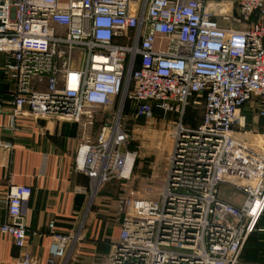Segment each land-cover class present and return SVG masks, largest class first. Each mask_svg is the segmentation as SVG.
<instances>
[{
    "label": "built area",
    "instance_id": "1",
    "mask_svg": "<svg viewBox=\"0 0 264 264\" xmlns=\"http://www.w3.org/2000/svg\"><path fill=\"white\" fill-rule=\"evenodd\" d=\"M0 62L14 117L26 108L85 128L94 108L117 109L74 155L91 195L128 181L140 159L126 119L172 125L164 165H147L142 194L124 202L107 264H238L264 213V134L242 113L264 119V0H0ZM198 98L191 126L183 118ZM10 146L0 134V155ZM222 184L242 193L240 206L219 198ZM30 194L6 191L0 233L19 250ZM47 231L48 264L80 240L79 228Z\"/></svg>",
    "mask_w": 264,
    "mask_h": 264
},
{
    "label": "crops",
    "instance_id": "2",
    "mask_svg": "<svg viewBox=\"0 0 264 264\" xmlns=\"http://www.w3.org/2000/svg\"><path fill=\"white\" fill-rule=\"evenodd\" d=\"M9 94L0 67V134L11 145L0 155V225L6 220L8 186L31 188L24 220L27 244L19 250L9 236L0 233V264H15L22 252L31 256L32 264H48L50 222L63 234L80 229V240L65 259H58L55 264H107L121 222L113 200L127 181L112 180L91 195L88 178L75 169L73 160L79 143L86 137L94 138L92 128L51 117L33 120L26 108L22 109L24 115L14 117ZM242 111H246L247 117L252 112L247 107ZM250 116L258 118L255 114ZM258 119V130L264 133V119ZM141 167L142 163L137 162L128 180L139 179L137 190L132 191L130 184L126 186L133 198L142 194L145 184L147 172L143 174ZM238 264H264V213L257 230L244 244Z\"/></svg>",
    "mask_w": 264,
    "mask_h": 264
},
{
    "label": "rangeland",
    "instance_id": "3",
    "mask_svg": "<svg viewBox=\"0 0 264 264\" xmlns=\"http://www.w3.org/2000/svg\"><path fill=\"white\" fill-rule=\"evenodd\" d=\"M202 105H203V102L201 98L191 100L186 109V115H185L184 122L190 125L197 124L200 121V118L203 112ZM116 111H117L116 108L110 109L107 111L100 109V108L93 109L92 115L96 119L100 118V121L97 120L96 122H93V125L90 126L92 128L91 130L92 136L94 135V133L96 135L98 128H99L98 125L100 126L101 121L110 119L108 117L105 118L106 116L105 113H110L112 116H114ZM242 113L244 114L246 113V111H242ZM251 113L250 115H254L253 113L252 114ZM250 115L248 117L246 116V118L249 119L248 127L251 128L257 134H264L258 130V127L261 121L255 116H250ZM126 124L132 136V140L130 141L129 146L131 148H134V149L136 148L138 150V157H140V159L137 158L135 163L137 162L142 163L141 171L143 172V174H145L148 171L147 165L149 164L163 166L165 163L166 154H167V150L169 148V142H170V137L167 131H168V128L172 125L170 124L168 125L165 121H162L159 117H155L152 119L142 118V119H136V120L126 119ZM128 184L132 186L131 187L132 191L137 190V188L139 187V179H134L133 182L131 181L125 182V186L123 187L124 190L121 189V191L117 193V196L114 197L113 201H115L116 213H117V217L120 218V221L123 215L124 202L128 198L130 199L132 198V201H135L133 196H130L129 192L128 193L126 192V186ZM218 196L220 199L227 201L229 203H232L234 205H237V206H240L244 199L242 193L226 185H223V184L218 187ZM91 206L92 204L90 203L89 205L90 209H91Z\"/></svg>",
    "mask_w": 264,
    "mask_h": 264
},
{
    "label": "trees",
    "instance_id": "4",
    "mask_svg": "<svg viewBox=\"0 0 264 264\" xmlns=\"http://www.w3.org/2000/svg\"><path fill=\"white\" fill-rule=\"evenodd\" d=\"M185 115H186V113H185ZM183 121H185V116H184V118H183ZM198 123H199V122H198ZM198 123H197V124H198ZM186 124H188V123H186ZM197 124H195V125H192V124H191V126H196ZM189 125H190V124H189Z\"/></svg>",
    "mask_w": 264,
    "mask_h": 264
}]
</instances>
